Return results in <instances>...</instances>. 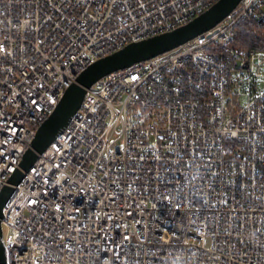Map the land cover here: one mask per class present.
<instances>
[{"label":"built area","instance_id":"1","mask_svg":"<svg viewBox=\"0 0 264 264\" xmlns=\"http://www.w3.org/2000/svg\"><path fill=\"white\" fill-rule=\"evenodd\" d=\"M216 1L0 0L5 264H264V0L85 87L20 164L89 64ZM246 18L250 47L235 42Z\"/></svg>","mask_w":264,"mask_h":264},{"label":"water","instance_id":"2","mask_svg":"<svg viewBox=\"0 0 264 264\" xmlns=\"http://www.w3.org/2000/svg\"><path fill=\"white\" fill-rule=\"evenodd\" d=\"M241 0H217L208 9L169 32L157 34L137 42H131L123 48L103 56L83 69L76 80L66 90L61 100L47 118L37 127L32 139L31 146L25 151L21 160V168L28 170L37 158V153L43 152L61 128L68 122L69 118L79 108L84 94L85 87L91 86L95 81L104 75L136 62L144 61L180 44L192 39L196 35L214 27L227 14L230 13ZM24 177L22 170L11 174L9 183L17 185ZM15 188L11 185H4L0 191V263L7 261L5 246L2 242L1 218L3 207L10 199Z\"/></svg>","mask_w":264,"mask_h":264},{"label":"trees","instance_id":"3","mask_svg":"<svg viewBox=\"0 0 264 264\" xmlns=\"http://www.w3.org/2000/svg\"><path fill=\"white\" fill-rule=\"evenodd\" d=\"M260 26L257 20L244 19L240 21L236 26V45L242 47H250L254 45V34L253 31L256 27Z\"/></svg>","mask_w":264,"mask_h":264},{"label":"rangeland","instance_id":"4","mask_svg":"<svg viewBox=\"0 0 264 264\" xmlns=\"http://www.w3.org/2000/svg\"><path fill=\"white\" fill-rule=\"evenodd\" d=\"M264 83V81H262V84Z\"/></svg>","mask_w":264,"mask_h":264}]
</instances>
